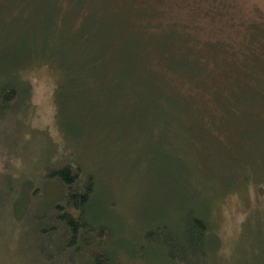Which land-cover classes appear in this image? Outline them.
<instances>
[{"label":"rangeland","instance_id":"1","mask_svg":"<svg viewBox=\"0 0 264 264\" xmlns=\"http://www.w3.org/2000/svg\"><path fill=\"white\" fill-rule=\"evenodd\" d=\"M33 4L0 0V63L6 70L23 58L22 66H32L23 71L29 102L24 97L3 119L10 122H0L2 191L6 174L37 176L21 149L34 151L28 163L46 149L51 163L70 160L94 173L92 209L103 217L95 226L113 230L104 249L122 255L121 264H264V0H44L20 29L18 15L32 13ZM88 53L99 67L80 74L84 89L77 85V114L65 133L56 70ZM59 191L45 187L38 202ZM10 209L1 206L0 223L21 226L12 229L5 263L60 264L42 257L45 240L32 243L21 212L4 220ZM191 215L210 227L202 258L188 240ZM126 221L142 235L164 222L185 252L164 240L137 250L123 236Z\"/></svg>","mask_w":264,"mask_h":264},{"label":"trees","instance_id":"2","mask_svg":"<svg viewBox=\"0 0 264 264\" xmlns=\"http://www.w3.org/2000/svg\"><path fill=\"white\" fill-rule=\"evenodd\" d=\"M33 1L32 13H20L18 15L22 16L24 21L20 29L30 25L33 16L38 17L37 10L44 3V0ZM87 3L90 2H84V4ZM28 4L29 3H26V6ZM91 43L93 48L90 46V49L88 48L85 52L92 50V54L96 52L97 46L93 41ZM39 51L40 50H36L35 52L39 53ZM89 53L85 62L81 64H77L81 59L80 57L78 62L67 63L68 66L66 68L61 66L62 70L60 69V72L54 69L56 70L57 75L59 74V81L55 92L58 110L57 117L60 127L64 132L70 131L69 128L72 125V115L75 113L77 114V109L74 110L75 99L78 96L76 93V90L78 89L77 85L84 89L80 84L83 79L80 74L84 72L88 73L99 67L100 60L97 59L96 56L94 58L89 57ZM23 61V58H16L11 61L6 69H10L16 64V69L11 73H7L6 70H4L5 66L0 63V122H3V119L8 118L9 114L13 116L15 109H18L21 102L25 100L24 97L28 99L30 96L32 90L31 80L24 76L23 71L25 69L29 70L32 66H22L20 63ZM42 64L43 63L35 64L34 66ZM18 68H20L19 72H17ZM101 68L108 70L107 59ZM136 68H138L137 64ZM164 84H166V82H164ZM72 88L74 89L73 92H71ZM238 94H240V92ZM26 102L28 103L29 99ZM8 122L10 121H4L3 123L8 124ZM67 134L69 135V133ZM73 135V133L70 134L69 136L71 137H69V139L73 140ZM70 149L72 150V154L76 153L75 149H72L71 146ZM29 151L34 155V151L28 149H21V154L19 155L24 161H27V164L31 165L32 168L33 166L36 167L33 172L37 173V176L33 177L31 180L23 174L22 176L18 175V177L15 175L7 177L6 174L4 176V178L7 179H5L4 191H2L3 183L0 182V194H3L4 196V199H2V202L0 203V208L1 206L4 207V205H10L11 208L6 214L4 220L11 218L13 222L21 212L22 216H19L21 221L23 219V222L26 220V222L32 224L29 225L30 230L34 235L32 243L39 246V244H42L41 240H45V244L39 246L38 251L42 257L49 262H55L58 259V261L61 262L60 264L63 262L66 264H85V260H89L91 264H121L122 255H118V253L114 254L112 251L104 249L106 246L104 242L110 238L113 234V230L110 231L107 227L95 226V223L103 217L92 209L94 205L93 194L96 191L97 184L94 173H85L82 165L77 161V163L71 162L70 160L51 163L52 158H50V155L52 152L46 149L41 150L43 154L37 159L35 157L30 163H28L27 158L30 156ZM43 157H45L46 160L40 161ZM46 162L49 163L40 168V165ZM21 177L25 178L20 180ZM35 181H38L39 183H35ZM40 184L45 187L50 185L51 187L54 186L59 188L58 199L49 197L43 202H38L45 189V187L42 188V191L41 189H38ZM35 195L40 197L35 198ZM187 219V226L189 228L188 240L191 241L192 247L195 248L193 252H196V254L202 258L204 252L201 242L210 227L203 217L191 215ZM16 222L18 224L14 229L11 227L9 229L8 226H4L5 223H0V264L12 263L11 259L5 263V254H7V250L11 249L12 243L14 242L15 237L13 230H18L21 226L20 220ZM126 226H128L127 221L123 224V236L129 233V244L136 246L137 250L140 249L141 251H144L146 248H149V245L150 247L151 245H161L164 240L166 244H169L170 241H176L178 250L185 252V249H183L179 240H176L175 236L173 238L171 234L168 233L169 230L164 222H162L155 230H149L143 235V230L140 229L139 234L137 232L133 234L132 230H128ZM6 229L7 233L5 232ZM167 233L169 234L170 239ZM6 238L7 243L2 244ZM11 239L13 242L10 244L9 242ZM147 242L149 244L148 246L146 245ZM121 245L122 248L120 251L127 256L129 250L125 249V244ZM131 252L135 253V251Z\"/></svg>","mask_w":264,"mask_h":264}]
</instances>
